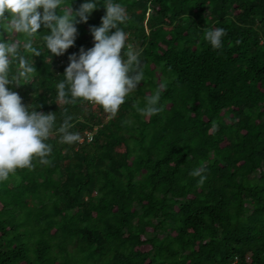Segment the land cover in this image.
Masks as SVG:
<instances>
[{
  "label": "trees",
  "instance_id": "obj_1",
  "mask_svg": "<svg viewBox=\"0 0 264 264\" xmlns=\"http://www.w3.org/2000/svg\"><path fill=\"white\" fill-rule=\"evenodd\" d=\"M95 2L64 55L47 51L43 26L33 43L44 54L20 48L37 72L7 87L56 124L51 164L34 159L0 182V264H264V0H113L144 69L114 117L55 103L69 56L94 46L106 13ZM207 28L225 29L220 49ZM160 85L163 111L139 114L133 104ZM65 115L80 142H59Z\"/></svg>",
  "mask_w": 264,
  "mask_h": 264
},
{
  "label": "clouds",
  "instance_id": "obj_2",
  "mask_svg": "<svg viewBox=\"0 0 264 264\" xmlns=\"http://www.w3.org/2000/svg\"><path fill=\"white\" fill-rule=\"evenodd\" d=\"M72 5L66 6L65 0H0V29L3 30L0 31V182L8 180L17 169L33 168L34 159L42 165L51 164L48 157L52 146L47 141L56 124L55 112L29 110L30 105L23 103L21 95L7 86L31 83L37 69L20 53V48L34 57L43 53L33 43L41 26L47 30L41 38L47 51L56 56L64 55L75 45L79 34L76 25L87 23L89 16L100 7L95 0H85L79 9ZM103 7L106 13L101 17L100 26L90 27L94 46L87 50L81 47L78 55L69 56L64 80L56 84L55 103L59 106L61 102L74 104L82 99L101 106L114 117L125 98L144 80V69L141 53L127 43V33L121 27L129 19L125 7L113 0H105ZM14 34H22L25 39L13 40ZM203 35L216 50L222 47L226 31L207 28ZM13 64L15 72L10 71ZM163 88L164 85H160L154 94L146 96L144 107L138 102L133 107L143 116L160 113L163 106L158 105ZM71 119L65 115L62 124L55 129L62 144L81 141L79 133L70 131ZM203 171V167H198L189 173L199 177L198 186L206 179Z\"/></svg>",
  "mask_w": 264,
  "mask_h": 264
},
{
  "label": "built area",
  "instance_id": "obj_3",
  "mask_svg": "<svg viewBox=\"0 0 264 264\" xmlns=\"http://www.w3.org/2000/svg\"><path fill=\"white\" fill-rule=\"evenodd\" d=\"M87 136H88V139H89V140L92 139V133H91V132H89Z\"/></svg>",
  "mask_w": 264,
  "mask_h": 264
},
{
  "label": "rangeland",
  "instance_id": "obj_4",
  "mask_svg": "<svg viewBox=\"0 0 264 264\" xmlns=\"http://www.w3.org/2000/svg\"><path fill=\"white\" fill-rule=\"evenodd\" d=\"M162 236V235H161Z\"/></svg>",
  "mask_w": 264,
  "mask_h": 264
}]
</instances>
